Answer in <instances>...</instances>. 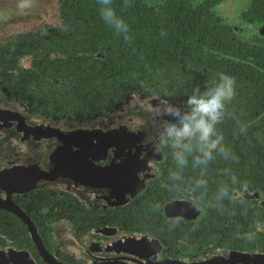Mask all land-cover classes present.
<instances>
[{
    "label": "flooded vegetation",
    "instance_id": "obj_1",
    "mask_svg": "<svg viewBox=\"0 0 264 264\" xmlns=\"http://www.w3.org/2000/svg\"><path fill=\"white\" fill-rule=\"evenodd\" d=\"M149 1L158 10L167 0ZM250 1L232 21L218 8L230 0H210V10L236 36L264 45V24L242 18ZM55 2V15L44 9L31 27L0 35V264H264V187L256 178L264 166L244 157L238 141H224L233 155L210 164L208 193L227 168L238 181L234 200L207 208L164 187L171 151L155 155L113 126L147 117L136 98L152 94L128 90L124 80L96 92L83 84L108 76L131 49L110 31L92 42L96 22ZM142 145L149 147L131 149ZM197 177L190 158L185 180Z\"/></svg>",
    "mask_w": 264,
    "mask_h": 264
},
{
    "label": "trees",
    "instance_id": "obj_2",
    "mask_svg": "<svg viewBox=\"0 0 264 264\" xmlns=\"http://www.w3.org/2000/svg\"><path fill=\"white\" fill-rule=\"evenodd\" d=\"M191 1L167 0L154 10L146 0H129L127 8L123 0H113L117 15L129 25L131 39L126 41L102 19V6L97 0H62L68 15L74 13L96 22L94 32L90 29L88 34L92 42L110 31L114 41L133 54L121 66H111L108 76L96 73L87 76L83 84L96 92L107 84L120 88L124 80L128 90L141 88L163 98L170 93V102L182 105L193 87L198 85L203 91L217 73L230 74L236 78L237 95L228 108L248 128L246 134L240 133L231 118L217 128L224 134V141H238L244 157H255L256 167L264 166V45L236 36L233 27L210 10V0L195 6ZM174 5L182 9L178 11ZM242 16L247 25L264 24V0H251ZM256 178L264 187V172Z\"/></svg>",
    "mask_w": 264,
    "mask_h": 264
},
{
    "label": "clouds",
    "instance_id": "obj_3",
    "mask_svg": "<svg viewBox=\"0 0 264 264\" xmlns=\"http://www.w3.org/2000/svg\"><path fill=\"white\" fill-rule=\"evenodd\" d=\"M34 2L35 0H18L17 7L23 12L30 9ZM97 2L102 6V19L113 27L117 34L123 35L124 39L129 41V25L117 15L112 7L113 0ZM123 5L125 8L129 7V0H123ZM186 95L182 105L171 103L170 93H166L164 98L156 95L146 100L136 98L139 108L149 118L148 121L140 122L141 128L151 124L149 143L155 155H161L166 150L171 151L175 167L168 169L164 187L190 196L204 207H222L225 199H235L236 190L232 185L238 183L237 178L225 168L223 175L227 179L220 183L214 195L209 198L207 177L209 166L216 155L225 160L233 155L225 146L224 134L217 126L226 118H231L238 124L240 133L247 132L248 125L241 122L234 110L230 111L228 108L237 95V81L234 76L219 72L203 91L197 85ZM152 101H155V104ZM190 158L191 168L198 170V177L185 180V170L189 167ZM153 167L155 171L160 172L155 165ZM152 207L158 210L160 205L155 204ZM184 264H188L187 260Z\"/></svg>",
    "mask_w": 264,
    "mask_h": 264
},
{
    "label": "rangeland",
    "instance_id": "obj_4",
    "mask_svg": "<svg viewBox=\"0 0 264 264\" xmlns=\"http://www.w3.org/2000/svg\"><path fill=\"white\" fill-rule=\"evenodd\" d=\"M56 0L52 2V0H35L33 6L30 9H27L23 12L19 10L17 7L18 0H0V7L3 9L0 10V21H7L10 15H15V17H11L10 23H2L3 27H0L1 36L7 35L9 32H17L23 28L31 27L34 23L40 20L35 17V14H40L44 12L46 9V13L51 17L56 14L58 9H56ZM231 2L227 5V3L218 6L220 14L224 16H231L230 21H232L233 15L235 13L244 10L248 4V0H230ZM150 3H155L157 0H150ZM11 3V6L9 4ZM58 21V19H57ZM5 111V107L0 101V113ZM129 117H121L117 118L113 123L114 127L121 128L117 129L118 132H121L123 135L127 136V139L134 144L142 142L146 145H151L149 143V136L151 130V124H147L145 127L141 128V121H148V117H142L140 115L135 116L132 119L127 120ZM135 126H139L136 129H133ZM116 130V132H117ZM149 147V146H148ZM147 146H132L131 149L140 150L147 149ZM152 148V146H151Z\"/></svg>",
    "mask_w": 264,
    "mask_h": 264
},
{
    "label": "water",
    "instance_id": "obj_5",
    "mask_svg": "<svg viewBox=\"0 0 264 264\" xmlns=\"http://www.w3.org/2000/svg\"><path fill=\"white\" fill-rule=\"evenodd\" d=\"M264 29V27L262 28V30ZM153 104H155V101H152Z\"/></svg>",
    "mask_w": 264,
    "mask_h": 264
}]
</instances>
